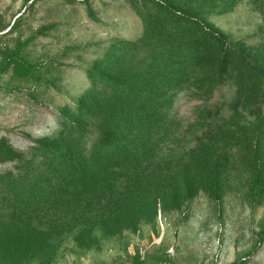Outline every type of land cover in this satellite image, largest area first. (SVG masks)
<instances>
[{"label": "rangeland", "instance_id": "obj_1", "mask_svg": "<svg viewBox=\"0 0 264 264\" xmlns=\"http://www.w3.org/2000/svg\"><path fill=\"white\" fill-rule=\"evenodd\" d=\"M91 85L100 192L37 142ZM0 264H264V0H0Z\"/></svg>", "mask_w": 264, "mask_h": 264}, {"label": "trees", "instance_id": "obj_2", "mask_svg": "<svg viewBox=\"0 0 264 264\" xmlns=\"http://www.w3.org/2000/svg\"><path fill=\"white\" fill-rule=\"evenodd\" d=\"M183 22H186V19H184ZM187 22L189 24L187 25L188 33L191 35L195 34V31L198 33V21L189 20ZM200 29L201 35H204V38L207 40H212L217 37V33L210 28L206 27L203 29L200 25ZM209 42L214 44L213 41ZM100 96L104 97V95ZM96 97L94 88L91 85V87L80 96L74 110L75 113L73 118L63 122L59 133L50 138H39L37 140L42 151L50 156L53 164L61 163L62 169H67L70 173L72 172L75 175L73 179L75 182L82 181L81 179L89 173L91 179L94 180L84 185V187H87V190H89L88 186L91 183L98 185L100 176H103V180L112 179L106 178L105 176L107 173L119 168V163L123 158L122 154L127 152V145H129L126 139L128 137L131 138L136 132V128L130 126L131 118L134 115L130 113V107L126 109V115L124 114L120 118L123 119L126 117L125 124L120 122L121 124L109 125L104 120V124H100L97 126L98 128H96L93 124V118L98 115L94 106ZM96 104L98 107L101 105L100 108H98L101 114H108L109 111L106 112L103 109L106 105V101L103 103L98 99ZM130 104H132V101ZM119 115H121V112H119ZM93 136H95V138H93L95 144H93L90 139ZM81 138H84V140ZM101 185L102 183L97 186V192L101 191Z\"/></svg>", "mask_w": 264, "mask_h": 264}]
</instances>
